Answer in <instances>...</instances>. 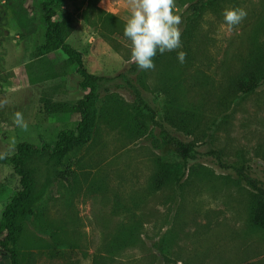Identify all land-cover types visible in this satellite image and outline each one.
I'll return each instance as SVG.
<instances>
[{"label": "rangeland", "instance_id": "rangeland-1", "mask_svg": "<svg viewBox=\"0 0 264 264\" xmlns=\"http://www.w3.org/2000/svg\"><path fill=\"white\" fill-rule=\"evenodd\" d=\"M88 1L58 0L57 10L73 13L76 22L67 42L82 51L90 72L106 77L100 100L113 92L132 103L133 86H139L154 101L156 120L164 125L165 100L175 94L180 104L195 111L190 120L196 134H188L189 127L158 126L154 144L148 136L131 139L100 122L92 141L64 158L62 168L69 174L54 180L37 217L27 225L24 242L35 263L97 264V259L102 264H264V230L249 222L252 189L229 179L217 158L199 156L184 170L180 184L153 187L158 160L169 166L178 161L171 144L162 143L163 134L194 138L202 150L211 145L226 160L243 155L264 176V84L249 94L229 84L249 58L260 0H218L215 10L200 15L187 13L184 0H175V12L183 21L182 48L177 51L186 52V60L180 63L177 51L166 52L154 62V70L145 71L141 83L136 73H130V82L122 77L135 64L130 41L103 39L82 14ZM96 2L125 21L129 18L130 0ZM21 3L0 0V219L21 188L9 161L17 145L51 144L60 130L75 128L80 120L79 113L47 112L43 98L74 103L85 93L74 69L69 76L58 72V53L38 55L46 26L35 24V29L34 14H27ZM228 7H243L248 13L231 29L222 15ZM59 53L57 57L64 56ZM18 111L27 130L14 123ZM42 164L37 170L40 184L47 178ZM121 230L136 234L125 238Z\"/></svg>", "mask_w": 264, "mask_h": 264}, {"label": "trees", "instance_id": "trees-1", "mask_svg": "<svg viewBox=\"0 0 264 264\" xmlns=\"http://www.w3.org/2000/svg\"><path fill=\"white\" fill-rule=\"evenodd\" d=\"M185 0L186 12L200 15L204 11L215 10L218 0ZM58 0H22V7L27 14L33 13L37 26H46V41L38 49V55L57 54L58 72L69 76L74 69L81 76L80 88L85 92L77 102L53 101L48 97L43 98V108L51 114L79 113L80 120L75 128L66 127L57 133L56 139L51 144L39 146L29 141H22L17 145L15 153L9 161L13 165L14 172L20 178L21 188L14 194L11 201L5 207L0 219V264H36L31 253L27 249L24 237L27 225L37 217V207L44 198L47 190L55 179L65 178L69 172L63 167V160L72 150L79 149L92 141L99 131V123L116 127L131 139L148 136L155 144L157 136L153 133L158 126L189 127L188 134H196L192 126L191 118L195 111L188 110L175 94H168L163 106L162 118L164 125L156 120V106H153L141 87L133 86L135 100L126 101L118 93L102 94L101 85L106 77L90 72L84 64L83 53L69 42L76 18L71 12L58 13ZM71 5H76L71 3ZM82 7H78L81 9ZM83 16L89 25L94 27L99 35L110 42H116L118 37L126 38L123 34L126 21L114 13L97 5L96 0H89L83 9ZM252 30V49L249 58L244 61L243 70L236 77L229 78L230 86L233 84L240 93H253L264 84V0L254 13ZM166 53V52H165ZM164 53V54H165ZM164 54L157 53L154 62L160 60ZM136 73L141 83L145 71L139 70L133 64L128 73L122 74L124 80L130 82V73ZM100 101V103H99ZM99 103V104H98ZM153 106V107H152ZM165 131V130H163ZM167 134L168 132L165 131ZM163 144H171L178 161L176 165L169 166L158 160V169L153 177L154 189L160 190L168 184L178 185L184 178V170L190 162L199 156H213L218 160L220 169L228 173V178L233 177L238 184H244L252 190L249 201V222L255 229L264 230V176L259 169L252 167L243 155L235 161L225 159L219 150L211 145L200 149V145L194 138L179 139L170 134H163ZM40 161L46 169L47 178L40 184L37 180V170ZM138 227H142L143 217L139 216ZM137 228V227H136ZM122 236L129 238L136 234L120 231ZM140 235V230L137 232ZM120 235H116L119 238ZM164 252V249L162 248ZM97 264H102L96 259Z\"/></svg>", "mask_w": 264, "mask_h": 264}, {"label": "clouds", "instance_id": "clouds-1", "mask_svg": "<svg viewBox=\"0 0 264 264\" xmlns=\"http://www.w3.org/2000/svg\"><path fill=\"white\" fill-rule=\"evenodd\" d=\"M130 3L131 11L123 34L131 44V60L139 70H154L157 53L182 48V17L175 12V0H130ZM222 15L225 25L231 29L242 23L248 13L243 7H228ZM186 55L182 50L177 51L178 61L184 63ZM13 120L17 126L27 130L21 112L14 113Z\"/></svg>", "mask_w": 264, "mask_h": 264}]
</instances>
